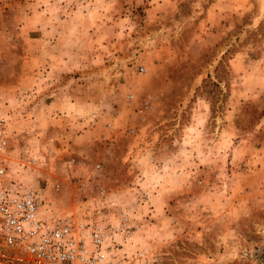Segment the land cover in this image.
Instances as JSON below:
<instances>
[{
  "label": "rangeland",
  "instance_id": "374dc122",
  "mask_svg": "<svg viewBox=\"0 0 264 264\" xmlns=\"http://www.w3.org/2000/svg\"><path fill=\"white\" fill-rule=\"evenodd\" d=\"M0 120L125 261L264 264V0H0Z\"/></svg>",
  "mask_w": 264,
  "mask_h": 264
},
{
  "label": "built area",
  "instance_id": "2783aa9c",
  "mask_svg": "<svg viewBox=\"0 0 264 264\" xmlns=\"http://www.w3.org/2000/svg\"><path fill=\"white\" fill-rule=\"evenodd\" d=\"M4 123L0 120V264H144L120 257L104 226L55 210L8 174Z\"/></svg>",
  "mask_w": 264,
  "mask_h": 264
}]
</instances>
